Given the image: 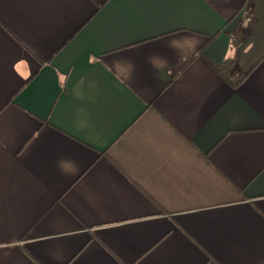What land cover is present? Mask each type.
Instances as JSON below:
<instances>
[{
  "label": "crops",
  "instance_id": "crops-1",
  "mask_svg": "<svg viewBox=\"0 0 264 264\" xmlns=\"http://www.w3.org/2000/svg\"><path fill=\"white\" fill-rule=\"evenodd\" d=\"M0 264H264V0H0Z\"/></svg>",
  "mask_w": 264,
  "mask_h": 264
},
{
  "label": "trees",
  "instance_id": "trees-1",
  "mask_svg": "<svg viewBox=\"0 0 264 264\" xmlns=\"http://www.w3.org/2000/svg\"><path fill=\"white\" fill-rule=\"evenodd\" d=\"M241 32L237 33V35L233 36L232 39V46L231 49L233 50V55H230L229 57H227L223 63V65H221L220 67L217 68L218 73L224 77L227 81H229V83H231V85L233 87L237 86L245 77L246 72H239L236 73L235 75H230L229 74V70L233 67V64L235 62V57H234V48L238 43V39H242V35H240Z\"/></svg>",
  "mask_w": 264,
  "mask_h": 264
}]
</instances>
